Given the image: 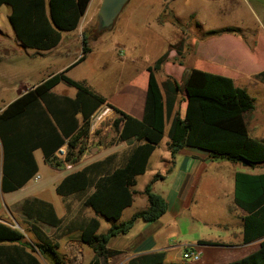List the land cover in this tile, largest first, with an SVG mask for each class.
Instances as JSON below:
<instances>
[{
    "label": "trees",
    "instance_id": "obj_1",
    "mask_svg": "<svg viewBox=\"0 0 264 264\" xmlns=\"http://www.w3.org/2000/svg\"><path fill=\"white\" fill-rule=\"evenodd\" d=\"M89 3L90 0H0V8L10 6L11 27L25 48L45 52L61 43L62 32H73L80 27ZM161 19L164 21V17ZM173 19L174 24H179L178 19ZM237 31L235 28L213 30L206 35L214 37L237 34ZM82 42L78 63L91 52L86 32ZM168 62V54H163L137 79L136 85L143 81L146 88V97L140 96L145 102L142 120L113 106L106 97L65 73L56 74L30 89L0 113L1 190L5 194L19 191L39 174L35 160L37 150L43 152L49 165L60 168L64 164L58 153L67 145L64 162H79L88 147L90 121L102 105L119 115L112 127L116 129L119 142L129 147L121 155L113 154L67 175L57 185L60 197L79 198L82 208L93 211L94 217L78 218L63 227V220L52 204L39 198L25 199L21 215L27 220L33 243L19 229L0 223V264H43L37 253L60 263V245L54 239L75 230L81 233V243L94 252L89 264H102V259L121 253L107 249L111 238L127 235L139 219L153 223L164 217L168 203L152 189L153 182L162 179L157 174L143 193L148 207L128 221L120 222L124 212L133 205L137 179L146 174L152 155L165 138L167 116L177 102L179 105L168 134L173 158L179 150L191 148L208 152L213 161L247 162L252 168L264 165V141L252 137L248 129L247 115L255 107V99L248 91L231 77L199 68L185 71L183 83L179 78H174L173 84L167 82L163 91L156 71ZM257 78L264 84V71ZM61 82L77 90L75 98L51 93ZM181 91L185 94L184 100H179ZM234 196L236 207L246 213L243 243L261 240L264 238V173H236ZM99 218L111 225L105 234L99 233ZM45 226L57 229L53 239L47 236ZM165 255L164 252L138 255L126 264H169ZM228 264H264V240L255 253Z\"/></svg>",
    "mask_w": 264,
    "mask_h": 264
},
{
    "label": "crops",
    "instance_id": "obj_2",
    "mask_svg": "<svg viewBox=\"0 0 264 264\" xmlns=\"http://www.w3.org/2000/svg\"><path fill=\"white\" fill-rule=\"evenodd\" d=\"M171 2L174 3V6L168 7L169 3ZM163 4L164 5L162 10H157V17L160 16L161 18L171 13L173 16L172 18H176L179 21L181 19L193 21L198 28L203 29L204 37L199 40H194L193 45H201L202 48L199 49L200 53L195 57L193 64L189 68V71L193 68H199L202 69V71L218 73L220 75L231 77L236 81L238 85L244 87L253 86V83L258 80L257 75L264 71V0H163ZM6 7L7 9H4V17L8 20L10 26H0V98L6 99L7 101H0V113L6 110V108L12 102L17 101L24 94H26L27 91H29L30 89H34L36 86L48 80L50 77L52 78L56 74L65 73L68 77H70V79L74 80L71 77V73L79 65H82L85 60L78 63L79 59L82 56V52L81 54H78L79 48H76V46H78L77 43H75L76 45H73L71 41H68V38H66L65 35L70 34L72 36L74 34L73 36H75V32H77V30H80V28L93 25L96 22L97 18H99L100 4L97 1L93 2L92 0H90L88 9H86L85 15L81 20L80 27H78V29L73 32H62L61 43L53 50L51 49L45 52L33 51V49H28L23 46V44L17 39L15 32L11 27L12 25L9 18L12 11L10 6L5 5L1 7L0 13L2 12L3 8ZM85 16L87 17L84 20ZM213 20L215 22H218V27L213 28L210 31H223L229 28H235L238 29L237 34L225 33L219 36L208 37L206 34L209 31L205 30L207 28V25ZM159 24H161L162 26ZM159 24L158 26L162 28L163 26H166L167 23L161 21ZM82 36L83 34L81 32V41ZM211 42H217L218 48H216L215 46H212L211 48L208 47L209 45H212ZM73 47L75 48L76 54L71 63L66 65L65 68L59 69V71L55 74L48 73L47 78H45L39 84L30 83L28 81L29 76L31 75L30 70H23L17 65L19 63L18 61L20 57L18 56V54L23 51L33 57L58 56V58H61L62 56H65L66 54L71 52ZM159 51H161L159 56L155 60H152V63L146 64V67H142L144 69L138 73L137 66L140 62V57L133 58L130 61H126L125 59H117V53L113 47H110L109 49H103L100 52L103 56V63L101 66L102 72L104 71V67L107 65H114V63L115 65H120L122 63L121 65L123 66V68H120V73H126L127 76L134 78L131 81H125L119 86L110 85L109 83L108 86L111 87L112 91L114 92L113 95L111 94L112 96L110 95V97H108L103 91V87H105L107 84L101 83L102 85L99 84L100 86L95 85L98 90H94L91 86L89 87V85L86 86L89 87V89L94 93L106 97L110 104L117 108L119 107L116 106L113 101L115 100L119 103L120 98L126 97L125 102L120 105L127 110V114H130L131 116L142 120L144 115L143 110L145 102L143 104V108L140 107V105L137 106V104L140 101L139 99L143 101L142 97H146V88L143 81L141 82V85L138 86L136 85V83L142 72H146V69L148 67L154 66L157 60L163 54L167 53L164 52L165 49ZM92 54L93 50L91 49V52L86 55V58L88 55L91 56ZM168 57L169 59H173L172 57L175 56L174 54H171L168 55ZM211 62L216 63L215 65L218 68H213V66L209 67V64H211ZM183 67V63H180L177 66L175 63L169 61L165 64V67H161V69L164 68L168 76L177 79L178 76L184 75L185 71L183 69L187 68L188 66L184 68ZM258 82V85L262 84L264 86V84L259 80ZM62 84L67 85L65 82H61L51 90V93L56 96H68L70 98H75L77 90L73 87H70V85L67 86L75 89L76 91L74 95H71L69 92H67V89L65 87L63 88L64 90L62 92H59L58 89H61ZM177 105H179V102H177L176 106L174 105L176 109ZM104 106L106 105H102L99 109ZM111 111L114 112L112 109ZM167 139L168 142L165 143V146L163 148L165 150V154L158 153L157 159L159 161H157L154 167L156 174L161 175L162 179L160 178L157 181L153 182L152 189L154 192L161 194V196L164 197V199L167 201L169 207L168 212L164 217L153 223H146L142 221V219L137 220L133 229H135V227H140V233L138 232L136 235H134L130 241H128L129 238L127 239V237L128 235H131L133 229L127 235L122 234L111 238L107 245V249L120 251L121 253L107 258V264H126L133 257H136L138 255L152 254L156 252H164L166 253L165 256L167 257L177 248H183V252H185L186 250H192L200 255V261L198 263L196 262L191 264H228L233 261H239L247 257L248 255L255 253L259 249L261 241H253L249 244L243 243V219L246 216V213L237 208L234 204L235 175L238 172L249 173L247 171H244L249 166H243V164L232 163L229 161H227L226 164L231 166L229 167V173H231V176L233 178L231 181L232 190L230 191V193L228 192L227 194H225V196L228 198L231 197V202L229 204H234V206L232 207V214L235 222H240V226L238 224V227L240 228L238 234H232L231 240L226 241L224 239L220 240L216 238L209 239L202 234H196L191 238L190 241L184 242L180 245H175L174 242L170 240V232L177 229L181 231L179 224L174 222H176L177 218H180L185 211L190 209V205L192 203V199H194V193H196V190L200 188L201 193H199V195H202L204 185L220 184L223 186L224 178L220 179V177L216 175L213 180L210 179L209 171L211 170V166L217 161H213L210 158L208 152L201 151L200 149L185 148L179 150L173 158L168 147V144L170 142L169 137ZM260 141H264V139ZM126 145L127 144H125V142L118 141L117 144L113 145L104 143L99 147L88 146L82 159H80L76 164H68L67 162H64V159H61L59 157V159L62 160L64 164L60 168H55L49 165V163L45 161L44 155L42 158V162L41 160L39 162V160L37 159V153L39 151H42L37 150L35 152V160L39 167V174L35 176L32 181H35L36 184H39V181L43 179H45L44 181L49 180V182L53 184L56 190L57 185L67 175L69 176L70 174L81 170L84 167L91 165L92 163L105 159L113 154L121 155L124 151H126V149H124V147H128V145ZM158 148L159 146L156 148L154 154L152 155V158L155 153H157ZM61 150L67 153V145H64ZM59 154L60 152L58 153V156ZM2 157L3 147L0 142V161H2ZM74 168L78 169L75 170ZM148 170L149 165L146 174L144 176H140L139 179H137V185L134 188L136 195L133 198V205L128 208L124 212V214L128 210L132 209L137 201L140 204V209L135 211L132 216L140 211H144L148 207L146 199L147 197L143 193L145 191V188L150 183H152V180L155 178V175L147 177L149 174ZM140 182L141 186L139 187ZM29 183L19 191L29 189ZM46 188L47 182L39 186L38 192L44 193L46 192ZM27 198L31 199L34 197L27 196L22 198L18 202H23ZM39 199L50 203L45 198L40 197ZM50 204H52L56 209L58 217L63 220V227L65 225L67 226L75 219H88L94 217L95 215L91 214V210H85V212L81 214H78L77 212L75 213L74 207L71 204V198H62V202L59 207L60 210L53 203ZM200 218H202V216L197 218L198 222H201ZM43 229L47 232V236L51 237L52 239L54 238L53 235L57 232V229L48 228V226H45ZM80 234L81 233L78 230L66 231L64 234H62L61 238H59L58 240L54 239V241H58L57 243L61 246L60 248H64L66 256H68L70 252L75 249L77 251L76 254H80V256L85 259L84 253L85 247L87 246H85V244L81 243V241L79 240ZM208 236L210 237V235ZM164 238H167L165 242L163 241ZM120 239H122V241L128 242L119 241ZM201 241L212 242L214 244L206 245L204 243H200ZM60 248L58 249V251L60 250ZM70 256L71 255H69V257ZM93 257L94 254L92 255V258L87 262V264H89ZM104 261L105 259H102V264H104Z\"/></svg>",
    "mask_w": 264,
    "mask_h": 264
},
{
    "label": "rangeland",
    "instance_id": "obj_3",
    "mask_svg": "<svg viewBox=\"0 0 264 264\" xmlns=\"http://www.w3.org/2000/svg\"><path fill=\"white\" fill-rule=\"evenodd\" d=\"M92 1L99 2L100 7L103 2V0ZM163 5V0H131L125 6L124 10H122V12L120 13L113 28L102 30L100 20L99 18H97L96 22L93 25H89L87 27L80 28V30H77V32H75V36H73L74 34L72 36L70 34H66L65 37L68 38V41H71L73 45L77 43L78 46H76V48H79L78 54H81L83 45L80 38V33L82 32L83 34L84 32H86L88 36L89 47L93 50V54L91 56L88 55L84 63L82 65H79L71 73V77L77 82H82L84 85H89V87L91 86L94 90H98L95 85L100 86L102 84H107L105 87H103V91L108 97H110L111 94L113 95L114 92L112 91L111 87L108 86L109 83L110 85L119 86L125 81H131L134 77L127 76L126 73H120V68H123V66L121 65L122 63L120 65H115V63L114 65H107L104 67V71H101L103 56L100 52L103 49H109L110 47H113L116 50L117 59H125L126 61H130L133 58L140 57V62L137 66L138 73L144 69L142 67H146V64L152 63V60H155L159 56L161 52L159 50L164 49V52H167L168 55L174 54L175 56L172 57L173 59H169L168 57L169 61L175 63L177 66L178 64L183 63L184 67L188 66L187 68L183 67V70L188 72L190 66L194 62L195 57L200 53L199 49L202 48L201 45H193V43L195 39L199 40L204 37L203 29L198 28L193 21L184 19H181L179 24H174V20L172 18L173 16L171 13L167 16H164V22H166L167 24L166 26H163L161 28L160 26H158V24L162 21V19L160 18V16L157 17V10H162ZM169 6H174V3H169L168 7ZM4 9H7V7L3 8L2 12L0 13V26H10L8 20L4 17ZM86 17L87 16H85L84 20L86 19ZM216 27H218V22H215L213 20L207 25L205 31H210ZM217 45L218 44L216 42L212 43V45H209L208 47L211 48L212 46H215L216 48H218ZM75 54L76 51L74 47L72 48L71 52H69L65 56H62L61 58H58V56L33 57L23 51L18 54V56H20L21 58L19 57V63L17 65L23 70H30L31 75L28 79L30 83L39 84L45 78H47L48 73L55 74L59 71V69L65 68L66 65L71 63V61L75 57ZM215 64L216 63L211 62L209 67H211L212 65L213 68H218ZM162 67H165V65ZM144 72H142V74ZM156 74L158 76V80L162 89L164 84H166L167 82L173 84L172 80L174 78L168 76L164 68L161 69L160 67V69L156 71ZM178 78L183 83V76H178ZM257 82L258 80L253 83V86H239L247 89L249 94L253 98H255L256 107H254V110L249 113V115H247L250 135L256 137L257 139L263 140L264 86L262 84H259V86ZM64 87L71 95L75 94V89H72L65 84L61 85V89H58L59 92H62L64 90ZM184 97L185 94L181 91L179 100H184ZM125 98L126 97L120 98L119 103L118 101H113L116 106L123 109L124 111L126 109L120 104L125 102ZM139 100L140 101L137 106L140 105V107L143 108L144 101H142L141 99ZM0 101L7 100L0 98ZM175 106L172 114L167 116L165 139L159 145L157 153H155L152 160H150L148 170L149 174L147 177L157 175L154 169L155 164L157 163V161H159L157 159V155L158 153L165 154V150L163 148L165 146V143L168 142V132L170 130L171 123H173V119L176 113ZM105 110L108 112V118L106 119L107 121H103L101 125H99L95 134L88 140L87 146L99 147L104 143H109V145L118 143V134L116 132V129L113 128L112 125L113 122H115V120L119 118V115L116 112L110 111L111 109L107 106L102 107L101 112L98 115H101L102 111L104 112ZM124 149L128 151L129 147H124ZM37 157L39 162L40 160L42 162V152L39 151L37 153ZM226 163L227 161L224 160L217 161L211 166V170L209 171L211 180H213L216 175H218L220 179L224 178L223 186L220 184H206L204 185V189L202 190V195H199V193L201 192L200 188H198L196 190V193H194V199H192L190 209L185 211L184 214L180 218H177L176 222H174L178 223L181 229V231L177 229L170 232L169 238L174 242L175 245H180L184 242L190 241L191 238L196 234L205 235L206 238L209 239L216 238L220 240L224 239L225 241L231 240L232 234H238V231L240 229L238 227V224L240 226V222H235L234 220L232 214V207L234 206V204H229L231 202V197L228 198L225 196V194H227L228 192L230 193V191L232 190L231 181L233 179L231 173H229V167L231 166ZM74 169L76 170L78 168ZM244 171L253 173L255 175L262 174L264 173V165L254 168L248 167ZM44 180L45 179L39 181V184H36L35 181H32L28 185L29 189L22 190L13 194H4L0 189V218L4 219L11 227L22 231V233L30 243H33V239L28 231L29 226L27 224V220L23 215H21L22 202L18 201L27 196L34 198L41 197L56 205L58 209L62 202V198L57 195L53 184L47 179V181ZM45 182H47L46 192L39 193V186L45 184ZM140 186L141 182L139 183V187ZM71 204L74 207L75 213L77 212L78 214H80L81 212L83 213L86 210L82 208V202L79 198H71ZM138 209H140V204L137 201L134 207L128 210L121 217L120 222L128 221L133 213ZM91 214L94 215V212L91 211ZM200 216H202V218H200L201 222H198L197 218H199ZM99 220L101 222L99 233L105 234L109 230L110 224L105 222L102 218H99ZM139 228L140 227H135V229L132 230L131 235H128L127 237V239L129 238L128 241H130L132 237L139 232ZM208 235H210V237ZM166 240L167 238L163 239L164 242ZM119 241H122V239H120ZM76 252L77 251L74 249L72 252H70L69 255L71 256L69 257V255H65L64 248H60V250L58 251L60 263L57 264H87V262L92 258L93 255V251L89 247H85V259H83L80 254H76ZM183 254V248H177L166 257V263L185 264L182 259ZM37 255L40 257L43 264H56L53 260H47V258H43L38 253ZM104 264H107L106 259L104 261Z\"/></svg>",
    "mask_w": 264,
    "mask_h": 264
},
{
    "label": "water",
    "instance_id": "obj_4",
    "mask_svg": "<svg viewBox=\"0 0 264 264\" xmlns=\"http://www.w3.org/2000/svg\"><path fill=\"white\" fill-rule=\"evenodd\" d=\"M131 0H103L99 9V20L102 30L114 27L120 13ZM248 166L247 162L242 163ZM262 238L260 241H263Z\"/></svg>",
    "mask_w": 264,
    "mask_h": 264
},
{
    "label": "built area",
    "instance_id": "obj_5",
    "mask_svg": "<svg viewBox=\"0 0 264 264\" xmlns=\"http://www.w3.org/2000/svg\"><path fill=\"white\" fill-rule=\"evenodd\" d=\"M111 111V110H110ZM101 112V109H99V111L97 112V114H95L91 121H90V138L95 134L97 128L99 127V125H101V123L103 121H107L106 119L108 118V112L105 110L104 112L102 111L101 115H98ZM66 152L62 151L59 154V157L61 159L66 158ZM1 176H3V164L2 161H0V178ZM0 223H5L8 224L4 219L0 218ZM182 259L184 261V263L186 264H191V263H198L200 261V255L197 254V252L192 251V250H186L184 252V254L182 255Z\"/></svg>",
    "mask_w": 264,
    "mask_h": 264
}]
</instances>
